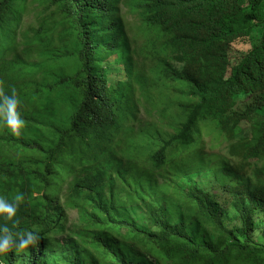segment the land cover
Wrapping results in <instances>:
<instances>
[{
    "label": "trees",
    "instance_id": "trees-1",
    "mask_svg": "<svg viewBox=\"0 0 264 264\" xmlns=\"http://www.w3.org/2000/svg\"><path fill=\"white\" fill-rule=\"evenodd\" d=\"M124 1L0 0V224L41 236L4 264H264V0H132L144 46Z\"/></svg>",
    "mask_w": 264,
    "mask_h": 264
},
{
    "label": "clouds",
    "instance_id": "clouds-1",
    "mask_svg": "<svg viewBox=\"0 0 264 264\" xmlns=\"http://www.w3.org/2000/svg\"><path fill=\"white\" fill-rule=\"evenodd\" d=\"M132 0H125L123 3L124 8L127 11V16L131 15L135 18V22L131 23L127 19V23L130 28L131 37L135 38L139 46H144L145 39L138 34L137 26L140 25L139 16L131 10ZM181 14L185 15L186 11L181 8ZM117 61L112 63L113 59ZM122 57L112 56L109 60V63L115 67V70L112 72L110 79H115L121 76H125V67L123 62L118 63ZM169 62L175 72L179 77V81L182 85L185 99L189 97V100L193 102L195 97L193 93L197 91L191 86L194 78L200 68V65L195 61H190L186 59V56L178 50L176 47L171 51L169 55ZM20 101L15 93L12 91L10 94H4L0 92V122L3 123L13 134H19L25 126V121L21 117L20 112L18 111V106ZM191 122L194 120V116L189 110ZM196 129L205 130L208 133H214L210 128L195 126ZM202 127V128H200ZM202 130V131H203ZM205 135L206 133L203 132ZM206 138H209L208 135ZM211 139V138H209ZM23 194L17 193L11 201L0 196V220L10 222L12 226H15L18 223L17 220V209L18 204L22 200ZM40 234L34 230H23V231H12V229L7 224H0V264H4L5 258L9 253L15 251H28L30 248H35L40 239ZM62 245L64 243H61ZM80 245V244H79ZM87 261L85 264H91V260H95L94 255H91L86 258Z\"/></svg>",
    "mask_w": 264,
    "mask_h": 264
},
{
    "label": "rangeland",
    "instance_id": "rangeland-1",
    "mask_svg": "<svg viewBox=\"0 0 264 264\" xmlns=\"http://www.w3.org/2000/svg\"><path fill=\"white\" fill-rule=\"evenodd\" d=\"M127 19H128V21L131 22V23L135 22V18H134L133 16H131V15H128V16H127ZM26 21H27V22H31V21H32V17H27ZM237 46H239V45H237ZM241 46H242V45H241ZM243 48H247V44H246V43L243 44ZM115 61H117V59L114 58V59L112 60V63L115 62ZM54 250L59 251V248H48V249H47V252L52 253Z\"/></svg>",
    "mask_w": 264,
    "mask_h": 264
},
{
    "label": "water",
    "instance_id": "water-1",
    "mask_svg": "<svg viewBox=\"0 0 264 264\" xmlns=\"http://www.w3.org/2000/svg\"><path fill=\"white\" fill-rule=\"evenodd\" d=\"M214 12L217 13L218 11H214ZM191 93L194 94V95H196V93H193V92H191ZM185 101H186V104L188 106V109L191 111V114L194 116L193 112H194V110L196 108V102H195V100H194V102H191L189 100V97H187Z\"/></svg>",
    "mask_w": 264,
    "mask_h": 264
}]
</instances>
